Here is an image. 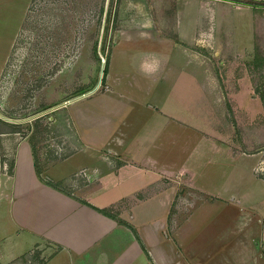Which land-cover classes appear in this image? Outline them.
Returning <instances> with one entry per match:
<instances>
[{
	"label": "crops",
	"instance_id": "0c3cea01",
	"mask_svg": "<svg viewBox=\"0 0 264 264\" xmlns=\"http://www.w3.org/2000/svg\"><path fill=\"white\" fill-rule=\"evenodd\" d=\"M183 14L177 10L175 38L153 36L141 49L123 53L129 79L121 90L97 97L104 112L80 146L37 173L29 141L17 143L11 170H0L2 263L264 264V180L244 157L246 135L239 147L231 135L225 139L229 146L218 144L223 137L212 110L222 91L210 60L194 47L202 44L200 22L187 21L184 30ZM258 20L260 25L264 19ZM223 27L220 37L211 22V44L225 39L234 53L250 49L253 37L250 44H237L231 28ZM230 80L225 88L234 110H244L245 119L264 114V83L257 93L250 91L244 68ZM154 86L161 98L151 95ZM133 89L145 91L146 103ZM137 106L147 113L130 118ZM108 148L113 166L106 160L110 154L101 152ZM166 222L172 237H166ZM19 234L30 238L29 248L3 252L5 238ZM239 234L243 241L234 244Z\"/></svg>",
	"mask_w": 264,
	"mask_h": 264
},
{
	"label": "rangeland",
	"instance_id": "374dc122",
	"mask_svg": "<svg viewBox=\"0 0 264 264\" xmlns=\"http://www.w3.org/2000/svg\"><path fill=\"white\" fill-rule=\"evenodd\" d=\"M210 6L213 7L209 11ZM177 10H184L180 24L184 30L189 22L192 26L200 22L202 44L194 47L210 60L222 91V101L212 110L218 133L223 137L218 144L229 146L230 142L225 139L231 135L235 147H239L246 135L249 148L244 149V157L254 176L263 181L264 114L255 112L253 119H245L244 110H234L225 81L231 82L232 75L244 68L250 74V91L257 93L264 83V20L260 25L258 20L259 16L264 19V0H0V114L6 117H0L5 122L0 124V130L4 131L0 132V160L4 161L3 165L0 161V170H11L15 146L22 139L29 141L35 164L42 171L80 146L83 135L99 124L97 114L104 112L97 97L104 91L121 90L129 79L131 71L125 69L123 53L141 49L140 45L153 36L175 38ZM246 14L251 18L249 25ZM212 21L217 23L220 37L221 27L227 23L223 29L231 28V38L237 44H247L253 37L250 49L234 53L228 50L225 39L211 44L212 35L206 30ZM255 52L262 58L258 63L254 61ZM100 58L104 59L100 84L87 95L53 107L96 84ZM235 62H238L236 66ZM143 82L147 81L143 79ZM158 89L152 87L151 95L161 98L163 93H158ZM135 92L140 99L146 94L144 90ZM172 94L174 99L181 97ZM144 96L141 101L146 103ZM127 109L123 110L124 114L128 113ZM136 109L128 113L130 118H136V111L142 118L147 113L145 108L137 106ZM24 118L28 119L11 120ZM87 120L94 126L87 125ZM115 120L113 124L117 125ZM108 149L101 152L106 158L110 154L106 160L113 166L115 154ZM73 177L81 179L80 175ZM2 208L0 203V211ZM169 224L166 222V237H172ZM236 239L238 243L243 241L240 234L233 239L234 244ZM171 240L178 249L176 241ZM29 241L24 234L11 235L1 247L3 252L11 248L25 252ZM0 264L7 263L0 259Z\"/></svg>",
	"mask_w": 264,
	"mask_h": 264
},
{
	"label": "water",
	"instance_id": "95a60500",
	"mask_svg": "<svg viewBox=\"0 0 264 264\" xmlns=\"http://www.w3.org/2000/svg\"><path fill=\"white\" fill-rule=\"evenodd\" d=\"M100 62H101V64H100V74H99V77H98V80H97L96 84L92 88H90V89H88V90H86L84 92H81V93H79V94H77V95H75L73 97H70V98H68V99H66V100H64V101H62V102L54 105L53 107L58 106V105H61V104H65V103H68V102H72V101H74V100H76V99H78V98H80V97H82L84 95H87V94L91 93L100 84V81H101V75H102V70H103V62H104V59L100 58ZM37 114L32 115V116H30L28 118H32L33 116H36ZM0 117L1 118H4V119L6 118L5 116H3L1 114H0ZM28 118H24V119H11V120H13L14 122H19L20 120H25V119H28Z\"/></svg>",
	"mask_w": 264,
	"mask_h": 264
},
{
	"label": "trees",
	"instance_id": "16d2710c",
	"mask_svg": "<svg viewBox=\"0 0 264 264\" xmlns=\"http://www.w3.org/2000/svg\"><path fill=\"white\" fill-rule=\"evenodd\" d=\"M261 59H262V58H261ZM261 59H260V55H259V53L255 52V56H254V61H255V63L260 62ZM0 124H5V122H4L3 120L0 119ZM8 131H9V130H8ZM12 131H18V130H14V129H13ZM0 132H4V131L0 130ZM6 132H7V130H6ZM11 166H12V164H11ZM35 169H36L37 173L40 172V169H39V167L37 166V164H35ZM47 183L52 184V185H55V183H52L51 181H47ZM98 210L101 211V212H104V213H106V214H109V213H107L106 211H104V210H102V209H99V208H98ZM109 215H110V214H109ZM117 221L121 222L119 219H117Z\"/></svg>",
	"mask_w": 264,
	"mask_h": 264
}]
</instances>
